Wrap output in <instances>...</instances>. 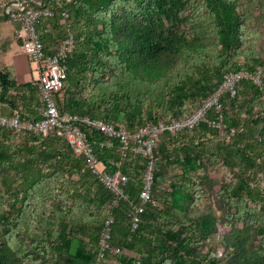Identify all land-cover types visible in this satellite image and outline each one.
<instances>
[{"label":"trees","instance_id":"obj_1","mask_svg":"<svg viewBox=\"0 0 264 264\" xmlns=\"http://www.w3.org/2000/svg\"><path fill=\"white\" fill-rule=\"evenodd\" d=\"M263 1L32 0L31 5L54 14L37 25L47 57L69 35L75 38L64 88L55 96L58 109L137 132L191 115L226 74L264 68V47L257 50L261 36L248 22V5L260 7ZM8 23L15 38L18 25L0 12V26ZM33 82L19 84L11 65L3 63L0 114L38 120L40 94ZM263 97L264 79L261 86L242 81L236 96L223 95V122L234 134L201 123L157 137L156 204L146 206L136 227L132 206L141 204L145 157L123 158L118 143L97 148L110 173L121 170L129 177V198L114 208L111 192L65 138L19 136L0 128V264H103L122 251L138 257L122 256V264H264ZM229 107L242 112L230 115ZM83 129L93 142L106 140ZM206 160L229 169L234 180L215 194L220 217L192 219L190 213L203 203L195 180ZM177 166L182 181L167 193L163 185ZM168 195L171 203H161ZM110 217L112 245L119 252L99 262V238Z\"/></svg>","mask_w":264,"mask_h":264},{"label":"built area","instance_id":"obj_2","mask_svg":"<svg viewBox=\"0 0 264 264\" xmlns=\"http://www.w3.org/2000/svg\"><path fill=\"white\" fill-rule=\"evenodd\" d=\"M31 4L32 0H0V12H5L10 20L18 25L15 30L16 41L20 44L21 51L38 66L39 79L34 80L33 84L38 87L40 94V117L38 120L30 121L19 114L15 116L0 114V128L11 129L19 136L24 133H33L44 137L56 134L65 138L75 154L85 159L91 173L111 192L114 208L129 198L126 191L129 177L121 170L110 173L97 155V148L111 149L118 143L123 158H126L129 153L145 157L147 170L143 177L141 204L132 206V217L136 227L146 206L156 204L153 198V183L157 169L155 164L157 137L166 133L178 134L193 130L201 123L207 124L211 129L230 130L234 134L235 130L229 129L223 122L221 99L224 94L236 96L237 87L242 81L251 80L257 86H261L259 80L262 71L258 69L257 73H251L240 70L226 74L223 83L214 94L204 100L191 115L177 121L149 124L137 132L118 128L101 119L61 112L57 107L55 96L64 88L67 63L74 50L75 38L72 34L69 35L58 47L55 55L47 57L37 25L42 19L53 17L54 14L48 9H36ZM63 16L68 18L67 13H63ZM212 111L215 115L210 118ZM84 127L101 133L106 140L99 143L91 141ZM117 167L119 168L120 165ZM114 222V217H110L104 223L99 238V262L104 260L108 253L119 252L112 245Z\"/></svg>","mask_w":264,"mask_h":264},{"label":"rangeland","instance_id":"obj_3","mask_svg":"<svg viewBox=\"0 0 264 264\" xmlns=\"http://www.w3.org/2000/svg\"><path fill=\"white\" fill-rule=\"evenodd\" d=\"M249 7V17L248 22L251 26H253L256 31L261 36V44L258 43L257 50L261 49V46L264 47V1L263 5L260 7H256L253 4L250 3L248 5ZM12 26L10 23L4 24L0 26V57H2L5 52H7L9 43L8 42H14L16 41L13 34H11ZM19 46V45H18ZM20 52L18 53V55ZM262 54H264V51L262 50ZM22 56V54H20ZM3 62L0 61V66H2ZM27 64L30 66V70L33 74L34 80L39 79V72H38V66L33 63L27 62ZM262 73L260 76V85H263V72L264 68H259ZM264 98V97H263ZM251 98L247 99V106H251L252 103ZM228 112L230 115L241 113L242 110L240 108L232 109L229 107ZM264 113V111H263ZM260 129H264V122H261ZM257 137L260 136L259 133L256 134ZM157 171V170H156ZM198 178L196 181V191L198 194V199H201L203 203L198 202L195 206V209L190 213L189 218L196 219L200 218L202 216H215L220 217L221 212L218 209L217 203H216V197L215 194L219 191L220 187L223 185H228L234 180L232 172L223 167L221 164H213L210 165L206 160V169L201 170L198 172ZM206 176L207 178L203 181H201L202 177ZM75 180L78 178L75 177ZM169 180L163 185L164 190L167 193H171V185L177 184L180 181H182V171L179 166L170 169L169 171ZM161 203H164V201H167V203H171V197L164 196V198H159ZM171 228H177L174 224L169 223ZM32 253V252H31ZM122 256H128V257H136L133 256L132 253L128 251H122L120 256H110L106 258L102 263L103 264H122L120 257Z\"/></svg>","mask_w":264,"mask_h":264},{"label":"crops","instance_id":"obj_4","mask_svg":"<svg viewBox=\"0 0 264 264\" xmlns=\"http://www.w3.org/2000/svg\"><path fill=\"white\" fill-rule=\"evenodd\" d=\"M9 46L7 52L0 57V61L3 63H9L13 68L16 80L19 84L30 83L34 80L33 74L30 70V66L27 62L32 63L29 57L24 54L17 42H8ZM22 54V56L18 53ZM34 64V63H33Z\"/></svg>","mask_w":264,"mask_h":264}]
</instances>
